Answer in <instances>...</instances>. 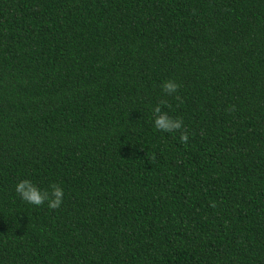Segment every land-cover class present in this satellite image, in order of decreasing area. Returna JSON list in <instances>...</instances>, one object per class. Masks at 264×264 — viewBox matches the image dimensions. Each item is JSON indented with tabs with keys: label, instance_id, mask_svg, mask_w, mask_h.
I'll use <instances>...</instances> for the list:
<instances>
[{
	"label": "trees",
	"instance_id": "16d2710c",
	"mask_svg": "<svg viewBox=\"0 0 264 264\" xmlns=\"http://www.w3.org/2000/svg\"><path fill=\"white\" fill-rule=\"evenodd\" d=\"M0 264H264V0H0Z\"/></svg>",
	"mask_w": 264,
	"mask_h": 264
},
{
	"label": "clouds",
	"instance_id": "9594fccd",
	"mask_svg": "<svg viewBox=\"0 0 264 264\" xmlns=\"http://www.w3.org/2000/svg\"><path fill=\"white\" fill-rule=\"evenodd\" d=\"M180 85L174 80H167L162 85V90L168 94L173 95L178 92ZM175 99L179 100L178 95ZM163 103V102H162ZM234 110V107L233 109ZM154 126L157 130L164 132H173L176 130H181L183 128V120L180 118L173 119L166 112L161 111V107L157 105L154 110ZM180 140L183 143H187L188 135L186 131H182L180 135ZM16 193L20 198L35 206L43 205L46 201L50 209H57L62 204L63 189L56 184L51 185V192L45 190L41 191L31 180L23 179L20 180L15 187Z\"/></svg>",
	"mask_w": 264,
	"mask_h": 264
}]
</instances>
